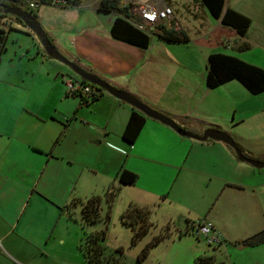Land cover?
Segmentation results:
<instances>
[{
	"label": "crops",
	"instance_id": "1",
	"mask_svg": "<svg viewBox=\"0 0 264 264\" xmlns=\"http://www.w3.org/2000/svg\"><path fill=\"white\" fill-rule=\"evenodd\" d=\"M165 2L174 20L162 27L184 34L186 42H168L159 29L146 49L118 41L110 35L115 15L100 11L99 0L46 6L37 14L59 16L61 36L49 38L71 43L62 52L69 61L182 123L194 136L206 129L227 133L246 156L263 163L264 93L251 95L237 81L210 90L205 75L207 58L215 53L264 70V0H225L226 9L251 20L244 36L213 19L199 0ZM179 6L193 13L192 28L180 25ZM99 13L111 17L104 21ZM21 35L32 45L11 41L10 32L0 28V264L54 259L62 264L67 257L86 264L78 246L94 231L83 224L81 203L100 198L105 215L106 194L114 189L113 207L122 214L136 205L150 210L156 230L171 227L174 239L154 247L166 249L156 264H194L199 257L264 264V244H240L264 231V167L240 161L223 142L181 136L144 115V127L129 145L122 132L138 111L105 91L80 103L58 81L68 75L65 65L44 55L32 33ZM243 44L250 50L239 52ZM122 169L137 176L133 186L119 184ZM184 213L190 220L181 229ZM200 220L213 224L220 245L207 248L192 233L190 225Z\"/></svg>",
	"mask_w": 264,
	"mask_h": 264
},
{
	"label": "trees",
	"instance_id": "2",
	"mask_svg": "<svg viewBox=\"0 0 264 264\" xmlns=\"http://www.w3.org/2000/svg\"><path fill=\"white\" fill-rule=\"evenodd\" d=\"M119 2L120 0H101L99 3L100 11L105 13H112L115 15L112 26L110 28L111 37L140 49L148 48L151 38L150 35L136 29L127 21L124 16H122L123 14L126 15V10L120 9ZM199 2L213 19L219 20L223 26L235 30L238 35L244 36L250 28L251 20L231 9H226L225 0H199ZM5 17L7 16L0 15V19ZM14 19L22 25L21 21L16 18ZM158 29V36L168 42L183 43L188 40L182 33H174L163 27H160ZM249 50L250 46L248 44H243L238 48L239 52H247ZM206 69L205 84L206 87L210 90H214L228 82L237 81L251 95L257 96L264 93V70L247 64L236 57L219 53L211 54L207 58ZM97 90L99 94L92 97L89 103L97 100V98L102 95L103 90L99 88H97ZM74 96L80 99V103L89 104L86 100L80 98L78 95ZM145 121L146 119L141 113L132 111L122 132L121 137L123 141H125L129 145L134 144L144 127ZM238 149L244 154V152L239 147ZM117 179L120 185L133 186L137 181V176L127 170L122 169L117 174ZM117 195V189L110 190L106 194L105 200L107 209L104 217L105 223H107L110 219L111 208ZM100 205L101 200L97 197H92L85 203H81V214L84 225L91 226L101 220ZM150 215V210L138 207L136 205H130L121 215L122 225L130 230L132 245L138 243L152 230H156L157 227L150 221ZM169 230L170 228L168 226L159 229L158 234L155 235L147 244H145L143 249L138 254L137 264H144L149 251L153 247L158 245L163 239L169 237ZM104 238V231H94L84 234V237L78 246V251L82 255L85 263L124 264L113 256H104V247L102 245V241L104 240ZM240 244L245 247H256L264 244V231H261L241 241ZM117 251L119 253H122L121 249H118ZM194 264L224 263L216 262L213 257H199L194 261Z\"/></svg>",
	"mask_w": 264,
	"mask_h": 264
},
{
	"label": "rangeland",
	"instance_id": "3",
	"mask_svg": "<svg viewBox=\"0 0 264 264\" xmlns=\"http://www.w3.org/2000/svg\"><path fill=\"white\" fill-rule=\"evenodd\" d=\"M93 1H96V0H81V3H82L81 5H83V6L89 5ZM99 1H101V0H99ZM178 10H179L178 19L181 22L180 25L192 28V26H194V24L196 23L195 18L192 15L193 13H190V11H187V9H185V7H183V6H179ZM85 11H87V10H85ZM24 12L30 14L31 16H33L35 18V20L41 25L42 29L45 31V33L47 34L48 37L54 36L56 38V40H58L60 38L61 35L59 33V29L57 28V23L61 19L55 13L45 12L44 14H42L43 15L42 16L40 14L38 15L37 12L31 13L28 10H24ZM97 15H98V17H100L101 20H104V21H107L111 17L110 15H107L105 13H99ZM46 26L51 27L49 31H48ZM0 28H3L5 31L10 32V35H12L11 41L18 39V40H20L21 44H24L27 46L32 45V42L28 37L21 35V34H23V32L28 31V29L23 27L21 24H19L13 17L7 16L5 18H1L0 19ZM74 32H76V31H74ZM190 34L192 37H195L194 32L191 31ZM150 37L152 38L153 35H151ZM79 39H78V41H80ZM35 40L37 42V48H39V49H41V51H43V49L40 46L37 38H35ZM59 43H60L59 41H58V44L56 42H54L53 45L60 52V54H63L62 52H64L66 50V47L68 49L72 48L71 43L66 42L65 40L62 42V43H64L63 46L61 45L62 43H60V44ZM261 46H262V44H261ZM43 53H44V55H46L44 51H43ZM65 67H66L65 69L67 70V74H68V75H66L67 77L73 78L75 80L80 79L75 73H73L71 71V69L69 67H67V66H65ZM58 81L63 84L61 77L58 79ZM63 86H64V84H63ZM115 207H113V205H112L111 212H110V219L107 223H105V221H104L105 215L101 213V220L94 225L86 226L87 231H97V232L104 231L105 238L102 241V245L104 247V256L105 257L113 256L124 264H137L138 254L143 249L145 244H147V242H149V240L152 238V236L155 233L159 232V229L158 230H155V229L152 230L146 236H144L142 240H140L138 243L132 245L129 229L127 227H125L124 225H122V223H121L122 211H120V209H116ZM186 220H190V219L187 216V214L184 213L182 215L181 219L179 220L177 227L182 229L186 225ZM168 227L171 228L170 226H168ZM171 230L172 229H170L169 231H171ZM173 234H171L169 236V239H168L169 242L172 238L174 239ZM206 247L208 248L207 245H206ZM118 249H121L122 253H119L117 251ZM163 254H166V249H164V246H160V248L159 247H157V248L153 247L149 251L147 258L144 261V264H156L157 259L160 256H162ZM70 260H72V261H70ZM45 264H48V261ZM49 264H57V261H55V259L51 260V261H49ZM62 264H78V263L73 258L67 257L66 262H64ZM81 264H83V263H81Z\"/></svg>",
	"mask_w": 264,
	"mask_h": 264
},
{
	"label": "built area",
	"instance_id": "4",
	"mask_svg": "<svg viewBox=\"0 0 264 264\" xmlns=\"http://www.w3.org/2000/svg\"><path fill=\"white\" fill-rule=\"evenodd\" d=\"M81 0H0V14L2 6L12 7L24 12H38L42 7L72 8L80 4ZM120 9L126 10L123 14L127 21L141 32L152 35L153 32L168 26L174 20V12L165 0H120ZM66 92L70 95H78L88 103L92 97L97 96L98 90L95 86L80 80L62 76ZM194 235L202 237L207 246L213 247L222 242L220 233L212 223L205 220L197 221L190 225Z\"/></svg>",
	"mask_w": 264,
	"mask_h": 264
},
{
	"label": "water",
	"instance_id": "5",
	"mask_svg": "<svg viewBox=\"0 0 264 264\" xmlns=\"http://www.w3.org/2000/svg\"><path fill=\"white\" fill-rule=\"evenodd\" d=\"M2 13L4 15H10L21 21L23 25L37 38L43 51L49 58L57 60L65 66L69 67L71 71L75 73L81 80L107 92L116 99L127 103L145 117H148L170 127L181 136L193 138L201 142L207 140L223 142L234 151L240 161L245 162L255 168L264 167V162L262 163L256 161L244 155L238 149L233 139L227 133L217 129H206L201 136H194L192 133H189L185 130V126L182 123H177L173 121L163 113L156 111L148 105L144 104L137 97L112 86L110 83H108V81L101 79L93 73L85 70L77 63L69 61L66 57L60 54V52L53 45L52 41L49 39L45 31L42 29L41 25L30 14L23 12L19 9L6 6H2Z\"/></svg>",
	"mask_w": 264,
	"mask_h": 264
},
{
	"label": "flooded vegetation",
	"instance_id": "6",
	"mask_svg": "<svg viewBox=\"0 0 264 264\" xmlns=\"http://www.w3.org/2000/svg\"><path fill=\"white\" fill-rule=\"evenodd\" d=\"M0 15H4V14H0ZM6 16H9V17H12V16H10V15H6ZM14 18V17H13ZM22 23V22H21ZM22 25H23V23H22ZM24 26V25H23ZM25 27V26H24ZM26 28V27H25ZM29 31V30H28ZM30 32V31H29ZM31 33V32H30Z\"/></svg>",
	"mask_w": 264,
	"mask_h": 264
}]
</instances>
